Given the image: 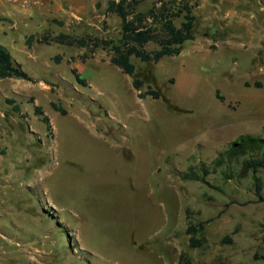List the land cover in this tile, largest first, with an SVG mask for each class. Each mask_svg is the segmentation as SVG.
I'll return each instance as SVG.
<instances>
[{
    "label": "rangeland",
    "instance_id": "374dc122",
    "mask_svg": "<svg viewBox=\"0 0 264 264\" xmlns=\"http://www.w3.org/2000/svg\"><path fill=\"white\" fill-rule=\"evenodd\" d=\"M189 1L195 39L132 56L134 74L104 47L122 36L109 0L0 5V43L32 77L0 80V264H264V167L213 164L264 138V0Z\"/></svg>",
    "mask_w": 264,
    "mask_h": 264
},
{
    "label": "trees",
    "instance_id": "16d2710c",
    "mask_svg": "<svg viewBox=\"0 0 264 264\" xmlns=\"http://www.w3.org/2000/svg\"><path fill=\"white\" fill-rule=\"evenodd\" d=\"M140 0H109L107 11L114 12L121 18L122 36L118 43L113 40H103L105 48L111 47L112 55L110 61L121 67L129 74H134L136 66L131 62V57L136 56L145 62L157 63L164 56H174L180 54L183 44L188 40L195 39L194 28L196 16L193 14V5L189 0H155L153 6L147 11L139 9ZM183 17L181 25L176 24V19ZM54 41L67 45L87 46L85 38L77 39L69 35H58ZM157 44L158 48L147 50V45ZM96 47L100 44L96 43ZM5 78H24L31 80L32 77L23 70L22 66L15 60L11 51L0 43V80ZM83 80V79H80ZM84 81V80H83ZM134 86L138 90L143 86V80L134 79ZM151 95L159 98L158 90L149 89L141 92L140 96ZM56 109L59 107L54 103ZM15 110L20 111V106L15 105ZM36 113L44 115L41 106H36ZM43 120L48 123L49 130H52L50 118L43 116ZM243 162L244 172L253 170L254 173L264 167V138L252 134H242L231 143L224 151L220 152L213 164L222 166L233 158L247 156ZM205 172L206 169H205ZM185 178L200 179L194 172H188ZM257 194L261 200V181L256 178ZM203 223L201 224V228ZM198 231L193 224L189 225L187 232L195 234ZM193 245H197L199 240L191 237Z\"/></svg>",
    "mask_w": 264,
    "mask_h": 264
},
{
    "label": "built area",
    "instance_id": "2783aa9c",
    "mask_svg": "<svg viewBox=\"0 0 264 264\" xmlns=\"http://www.w3.org/2000/svg\"><path fill=\"white\" fill-rule=\"evenodd\" d=\"M54 0H0V5H10L22 10L43 8Z\"/></svg>",
    "mask_w": 264,
    "mask_h": 264
}]
</instances>
